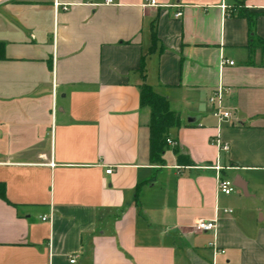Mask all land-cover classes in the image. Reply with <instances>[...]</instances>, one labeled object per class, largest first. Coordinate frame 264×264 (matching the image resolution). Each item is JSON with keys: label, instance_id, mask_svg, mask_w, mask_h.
<instances>
[{"label": "crops", "instance_id": "0c3cea01", "mask_svg": "<svg viewBox=\"0 0 264 264\" xmlns=\"http://www.w3.org/2000/svg\"><path fill=\"white\" fill-rule=\"evenodd\" d=\"M53 1L0 3V264H264V44L238 15L264 41V0ZM143 84L180 117L162 164ZM216 161L247 195L218 191Z\"/></svg>", "mask_w": 264, "mask_h": 264}, {"label": "trees", "instance_id": "16d2710c", "mask_svg": "<svg viewBox=\"0 0 264 264\" xmlns=\"http://www.w3.org/2000/svg\"><path fill=\"white\" fill-rule=\"evenodd\" d=\"M264 14V13H262ZM238 15L244 17L248 22L249 34L251 40H257L261 44L264 41L257 37L254 32V23L259 13H251L246 9H241ZM156 37L153 32V42ZM3 46L0 43V56L2 55ZM140 105L149 109V160L153 163L162 164V153L167 146L168 130L174 126H180L179 114L169 109L168 101L164 96L156 93L153 88L147 84H143L140 88ZM177 159L181 164L191 165V159L175 149ZM0 196L4 197V185L0 183Z\"/></svg>", "mask_w": 264, "mask_h": 264}, {"label": "built area", "instance_id": "2783aa9c", "mask_svg": "<svg viewBox=\"0 0 264 264\" xmlns=\"http://www.w3.org/2000/svg\"><path fill=\"white\" fill-rule=\"evenodd\" d=\"M6 1H8V0H0V3L6 2ZM111 3H112V0H104V4L108 5ZM145 6L156 7V6H158V4H157L156 0H145ZM53 7L55 10H57L59 8H61L63 10L67 9V5H63V4L59 3L57 0L53 1ZM181 15H182V12L180 10L176 11V13L174 14V16L176 18L180 17ZM233 64H234L233 61H228V60L224 59L223 57H221V61H220L221 67L224 65H233ZM229 90H230V88L228 86H225L223 84H218V86L212 91V93L209 95V97L207 99V103L210 107L211 115H213V117H215L218 124L225 122L232 117L231 111L228 110L224 106V103H223L224 95ZM166 142L168 145H171V146L175 145V143L169 138L166 139ZM216 145L218 146L219 150H223V151L229 150V146L227 143H221L220 141L217 140ZM207 168L214 170L216 180H217V188H218L219 192H221L224 195H229L235 190L236 187L234 186L233 180L225 178L221 174L222 170L229 169L231 167H229V166L224 167L218 161H216L215 163L208 165ZM111 171H112L111 167H108L105 170V172L107 174H110ZM224 212H231V210L225 209ZM47 218H48L47 216H43L42 220H46ZM194 227L199 231L211 232V233L215 234L217 224H216L215 219L199 220L194 224ZM209 245L213 250L214 257L216 254H224L225 253V249L220 248L218 245H216V243L214 241L210 242ZM70 262L73 263L74 259H71ZM213 264H214V259H213Z\"/></svg>", "mask_w": 264, "mask_h": 264}, {"label": "water", "instance_id": "95a60500", "mask_svg": "<svg viewBox=\"0 0 264 264\" xmlns=\"http://www.w3.org/2000/svg\"><path fill=\"white\" fill-rule=\"evenodd\" d=\"M189 121H195L196 118L195 117H189L188 118ZM234 186L239 188L244 195H247V185L245 183V181L243 179H241V177L239 175H237L235 178H234Z\"/></svg>", "mask_w": 264, "mask_h": 264}]
</instances>
